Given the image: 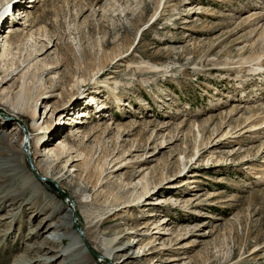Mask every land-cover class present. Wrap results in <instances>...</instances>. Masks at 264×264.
<instances>
[{
    "label": "rangeland",
    "instance_id": "obj_1",
    "mask_svg": "<svg viewBox=\"0 0 264 264\" xmlns=\"http://www.w3.org/2000/svg\"><path fill=\"white\" fill-rule=\"evenodd\" d=\"M28 4L27 17L17 19L16 10ZM2 9L13 14L1 20L0 56L4 38L11 35L9 27L17 31L26 28L23 36L33 34L32 39L21 35V40L13 41L10 50L15 61L20 55L23 62L41 47L47 51L19 64L15 72L13 68L8 73L11 76L0 84V94L5 96L0 102V137L7 136L15 148L26 132L24 126H31V117L15 110L24 94L35 99L44 89L41 92L45 94L36 100L34 116L40 128L49 132L58 124L57 118L61 119L60 129L47 133L46 138L56 134L48 143H43L46 139L38 141L39 152L69 134L74 127L68 123L69 116L76 119L81 111L90 114L86 109L98 101L103 105L93 110L100 109L101 118L86 119L82 130L109 126L111 131L95 134L80 146L68 142L67 148L74 152L79 147L86 159L93 156L89 169L99 168L103 157L110 161L117 152L119 159L114 160L125 166L104 173L109 179L104 190L127 203L126 220L88 230L84 214L90 207L82 206L78 214H72L81 235L83 230L87 232L100 253L111 247L109 259L117 253L118 264L125 260L121 256L133 254L134 260L137 249L150 240L154 251L136 258L137 264H264V69L253 74L248 71L256 63L252 60L264 52V0H0ZM25 21L29 27L23 25ZM39 28L47 38L37 36ZM49 62L62 67L51 73L50 65L42 72ZM147 66H156L158 71H147ZM64 74L74 77L77 93L70 107L65 102L56 105L54 121L48 111L56 104ZM52 90L56 92L51 98L43 100ZM15 124L21 133L18 137L9 128ZM121 126H126V135L117 143ZM134 148L138 151L130 153ZM63 165L61 162L60 167ZM27 168L31 170L28 162ZM195 172L197 175H192ZM78 174H72L74 183L84 187ZM142 177L153 194L136 208L133 200L140 192ZM68 181L46 184L65 204L63 212L58 211L64 218L77 201H84L74 195L77 191L71 193L75 199L69 198L72 184ZM15 187L12 183L4 190L0 218L10 208L9 197ZM123 188L128 190L123 192ZM97 189H91L88 201ZM22 198L14 206L18 212L30 200ZM43 211L39 207L35 212L39 219L45 216ZM109 211L92 204L90 212L100 222ZM25 220L17 216L15 221H1L5 224L0 232L11 234L0 240V264L35 256L25 251V244L37 242L27 239L34 227L27 223L22 228ZM149 222L164 224L160 229L164 228L166 235L144 229ZM52 233L47 237L58 239ZM129 240L135 245L123 250Z\"/></svg>",
    "mask_w": 264,
    "mask_h": 264
},
{
    "label": "bare ground",
    "instance_id": "obj_2",
    "mask_svg": "<svg viewBox=\"0 0 264 264\" xmlns=\"http://www.w3.org/2000/svg\"><path fill=\"white\" fill-rule=\"evenodd\" d=\"M36 1V0H35ZM31 3V2H30ZM3 6V5H2ZM26 5L25 7H21L20 9L16 10L17 19H24L27 17L25 9L28 7ZM31 7V6H30ZM9 9H2L0 10V25H1V20H3L6 16L12 15L13 13H8ZM8 14V15H7ZM6 20V19H4ZM3 20V21H4ZM2 21V22H3ZM26 27H29L27 24V21L23 23ZM8 34L11 35H6L3 41L2 45V53H1V62L3 63V67L1 69H5V71L0 72V84L5 82L6 78L11 76L9 71H11L14 68V72L16 69H18L19 64L23 65L27 60H29L33 55L39 56L41 53H46L47 50H45L46 47H41L40 50L34 51L33 53H30L28 58H24L23 62L20 60V55L17 57L18 61H15L16 57L15 54L11 52L10 46L13 44V41L16 39H20L23 36L22 31L25 30L26 28L23 27V29L20 30H14L13 27L7 28ZM24 32V31H23ZM24 34V33H23ZM22 35V36H21ZM36 36V35H35ZM37 36H43L47 38L46 34H43L42 31H40V28L37 30ZM27 40L32 39L33 34L29 33L27 36H23V38ZM48 42L50 43L51 41L47 39ZM35 41V39H34ZM39 43V41L34 42ZM33 46L31 47V49ZM45 50V51H44ZM44 51V52H43ZM263 54L257 56L254 58L252 61H256L254 65L251 66V68L248 71H251L252 74L256 73L258 70L264 69V66H262V58L264 57V52ZM264 60V59H263ZM121 61V58L120 60ZM247 61V60H246ZM64 62V60H63ZM250 62V61H249ZM248 63V62H247ZM49 64V65H48ZM44 64L42 72L47 71L48 66L49 71L53 73L54 71H57L60 67H62V64L60 63H48ZM111 64V63H110ZM44 67L46 69H44ZM105 67V65H103ZM0 69V70H1ZM147 71L150 72H156L158 71V68L156 66H147L146 67ZM12 73V72H11ZM105 73H102V77L105 76ZM259 76V73L256 74ZM16 76V74L12 75ZM101 78V77H100ZM113 78V77H111ZM13 77L10 79L12 80ZM110 79V78H108ZM84 80V79H83ZM86 82H84L85 84ZM64 84V85H63ZM63 87L60 89V93L57 96V101L56 104L52 105L49 109V113L51 114V117L55 118L58 115V107L56 106L57 104H63L64 102L67 103V108L71 106V103L74 100V97L76 96L77 93V82H75L74 77L72 76H65L63 78ZM3 85H1V90H3ZM43 85H40V88H42ZM44 89H40L38 94L35 96V99L31 97L30 94H24L23 97H21L20 102H17L15 106L16 113L19 115H24L28 114L31 119L32 123L31 126H24L26 132L24 135L26 136L25 139L23 136L21 137L19 141V145L14 148V146L10 143L9 140H7V136L0 137V205L3 203V197H6L4 190L7 188H10L12 183L16 185L9 201L10 202V208H8L5 212V216H2L0 218V227L1 225H4L5 223H1L2 220L6 219H11L14 220L19 216V220L21 221L22 219H26L25 222L22 224V228L25 227V224L28 223V227H34L32 229H29V234L27 239H35L37 242H34V244H25L26 246V252L29 255L34 253L35 256L29 257V256H22L19 258L17 261H15L13 264H106L107 261L111 260L114 264V261H117L116 264L119 263L120 259L118 258V254L115 253L111 259H109L110 255L109 252L112 251L111 247L107 246V249L104 253H100L99 249H96L93 245L90 239L88 238V233L84 232V235L80 234L79 231V225L77 222H73L72 220V214L79 212V207L82 208V206L88 205L90 207V210H87L84 214V219L85 223L89 225L88 230H93L94 228L102 227L104 225L113 223L114 221L121 220L125 221L126 217L123 215L124 210L127 208L126 202H124L123 198H118L116 195H114L112 192H107L104 190V186L107 187V184L109 183V179H106L107 177L104 175V173L109 170V169H114V171H118L122 168H125L123 166V161H120L119 163L114 160L119 159L118 152L116 155H113L110 158V161H107V156L100 161V167H94L92 169H89V160L91 161L93 156L87 155L88 159L83 156V152H80L78 149L79 147L74 148V152L72 148H67V143L68 142H78L79 146L83 142H87L91 137H93L95 134L99 135H105L108 134L111 129L108 127L104 128H99V127H92L89 128L88 132H83L82 127L84 126V123H87L86 121L89 120L90 118H101L100 109L98 110H93L95 109L96 106L98 105H103L101 102H95V105L93 107H89L86 110L90 114H87V111L79 112L76 116V119H72L71 116H69L68 123H71L73 128L68 130L69 134H67L63 139L59 140V138L55 139L53 143L47 147L43 148V151L39 152V147H38V141L44 140L43 143L47 142L49 138L52 136L56 135L54 132L60 129L61 125V119L58 117L57 118V123L55 127L51 129L53 130V134L49 135L48 138H46L47 133L50 134L51 131L46 132L47 129L40 128L34 119V116H36V100H38V97L41 95L45 94L41 91ZM56 92V90H52L50 95L46 96L43 98V100L51 98V95ZM83 93V92H81ZM79 94V98L80 95ZM5 96L3 93L0 94V102L1 100L4 99ZM16 99H18L17 96H15ZM90 99V98H89ZM66 100V101H65ZM96 101V100H94ZM43 104V102H42ZM70 104V105H69ZM48 105L45 103L44 104V110H46ZM103 107V106H102ZM100 108V107H99ZM254 113V111H252ZM97 114V115H96ZM70 115V114H69ZM80 116V117H79ZM85 116L86 118H84ZM104 116V115H103ZM102 116V118H103ZM82 118V119H81ZM79 119V120H78ZM87 119V120H86ZM86 120V121H85ZM83 123V124H82ZM250 123V122H249ZM67 126V123L65 124ZM78 125L80 127H78ZM70 126V127H72ZM19 125H11L9 128L11 129V133H15V135L18 137L20 136V131H19ZM126 126H121L118 128V137L116 138L117 143H120L122 135H126ZM138 129V126L135 127V130ZM6 132V131H5ZM32 132H36L34 135ZM52 133V132H51ZM7 135V133H5ZM171 140V138H170ZM120 141V142H119ZM57 143L56 145H53L54 143ZM65 142V143H64ZM48 143V142H47ZM149 143V142H148ZM161 143L164 144L165 141L161 140ZM33 144L35 145V148L33 149ZM162 144L160 147H163ZM24 145V146H23ZM146 149H148V145H146ZM33 151V153H32ZM138 150L136 148L132 149L130 153H135ZM74 155V156H73ZM27 162L29 164V167L31 170L27 168ZM63 162L64 165L62 168L60 167V163ZM70 164L68 166V169L66 172H64L66 165ZM78 164L77 166H74L72 164ZM79 168V169H78ZM88 168V169H87ZM128 169V167H126ZM79 172L78 174V180H83L85 183L84 187H79L77 183H74V180L76 177H72L73 173ZM113 171V172H114ZM192 175L196 176L197 173H193ZM145 176V175H143ZM69 180L68 183L72 184V186H69L68 191L70 192V199H75L74 195L79 196L82 200V203H79L78 201L75 203V208H70V211H67V217H61V211L64 203H61V198L56 195L55 192H50L48 188L46 187V184L48 182L52 183H59L61 184L62 182ZM140 184H139V193L135 194L133 202L136 203V208H140V203L144 198H147L151 196L153 193H150V188L149 184L145 180L144 177L140 179ZM194 181V180H193ZM192 181V182H193ZM96 193L93 194V199L91 201L87 200V196L91 194L92 190L93 191L96 189ZM61 189H65L63 186ZM73 189V190H72ZM66 190V189H65ZM123 192L126 190L125 188L121 189ZM128 190V189H127ZM126 190V191H127ZM77 191L74 195L71 193ZM23 197L22 201H24L27 197H29V201L24 204V207L22 208L21 211H17L18 209H15L14 206L18 204L17 200L18 198ZM25 197V198H24ZM42 197H45L44 199L46 201L42 200ZM85 198V199H83ZM145 201V199H144ZM69 202V201H67ZM143 203V201H142ZM92 204H100L103 206L104 211H107L110 209L108 212L107 216L103 221L96 222L95 219L96 217L91 211V205ZM157 204V203H156ZM139 205V206H138ZM44 209L45 215L42 219L38 218L37 216V209L38 208ZM20 208V206H18ZM89 209V208H86ZM43 211V212H44ZM58 211H61V213H58ZM36 212V213H35ZM39 214V213H38ZM31 215V217H30ZM149 215H153V213H150ZM75 216V215H74ZM73 216V218H74ZM151 217V216H148ZM38 218V221H37ZM75 218H78L77 216ZM36 220L37 222H34L36 225H33V221ZM80 219H78V222ZM151 225V226H150ZM164 224H158L156 226H153L152 223L146 224L143 228L146 229L147 231L153 232V234H158V235H166L165 232H162V229L160 227ZM150 226V227H149ZM49 232L55 233V236L58 237V239L55 238H49L47 237V234ZM52 233V234H53ZM124 231H121L120 234H123ZM11 233L8 231L6 232H0V240L2 242L6 240ZM69 235V236H68ZM145 235V234H142ZM123 239V238H122ZM88 243L89 247L87 246ZM115 242V239L114 241ZM59 244L62 246V249H58V247L55 246ZM133 240L128 242L126 248L128 249L133 245ZM137 243V242H136ZM154 241L150 240L146 245H141L139 249H137V252L134 254L136 258H142L147 256V254L153 250L154 251ZM135 245V243H134ZM117 246V243L114 245ZM50 247V248H48ZM147 247V249H145ZM91 250H88V249ZM119 251L122 250V248H117ZM126 254V253H125ZM100 258L99 260L95 259V257ZM131 255H125L121 256V258H125V260L121 261V264H137L135 259L132 260ZM70 259V262L68 261ZM106 262H104V261Z\"/></svg>",
    "mask_w": 264,
    "mask_h": 264
},
{
    "label": "water",
    "instance_id": "obj_3",
    "mask_svg": "<svg viewBox=\"0 0 264 264\" xmlns=\"http://www.w3.org/2000/svg\"><path fill=\"white\" fill-rule=\"evenodd\" d=\"M25 137H26V136L24 135L23 138L25 139ZM23 146H24V145H23Z\"/></svg>",
    "mask_w": 264,
    "mask_h": 264
}]
</instances>
